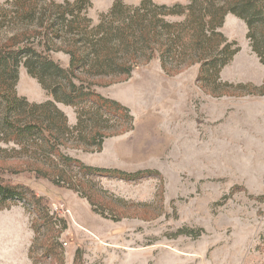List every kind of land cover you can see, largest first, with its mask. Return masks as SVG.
<instances>
[{
    "label": "rangeland",
    "instance_id": "1",
    "mask_svg": "<svg viewBox=\"0 0 264 264\" xmlns=\"http://www.w3.org/2000/svg\"><path fill=\"white\" fill-rule=\"evenodd\" d=\"M90 1L87 17L96 25L115 0ZM221 32L239 48L221 80L260 86L264 66L250 49L244 23L228 15ZM50 58L67 68L63 53ZM196 77L197 66L168 76L155 58L126 81L100 80L93 90L128 110L131 129L110 119L102 123L107 131L100 152L73 141L60 147L91 168L158 177L126 182L23 155L8 160L20 173L4 172L5 180L41 197L43 213L22 202L0 209V264H264V96L212 97ZM16 92L30 103L52 99L23 68ZM57 107L75 127L80 111ZM37 167L67 173L103 217L66 183L36 177Z\"/></svg>",
    "mask_w": 264,
    "mask_h": 264
},
{
    "label": "trees",
    "instance_id": "2",
    "mask_svg": "<svg viewBox=\"0 0 264 264\" xmlns=\"http://www.w3.org/2000/svg\"><path fill=\"white\" fill-rule=\"evenodd\" d=\"M90 7V0H8L0 4V209L22 202L43 213L41 197L4 178V172L20 173L7 164L16 155L36 163L43 159L57 162L67 171L76 169L86 176L126 182L159 176L151 171L91 168L62 154L60 147L70 141L86 152L88 147L100 152L107 131L102 123L110 119L124 120L126 131L131 129L128 110L93 90L100 80L126 81L135 67L157 58L168 76L197 66L196 84L212 97L264 96V79L255 86L220 78L239 52L237 44L221 32L228 15L244 23L250 49L264 66V0H187L172 5L151 0L127 5L115 0L96 25L87 17ZM52 53L68 57L66 69L50 58ZM20 68L52 99L30 103L19 97ZM57 104L80 111L75 127L68 125ZM33 172L74 190L67 173L60 171L55 176L38 167ZM80 196L103 217L90 196Z\"/></svg>",
    "mask_w": 264,
    "mask_h": 264
}]
</instances>
